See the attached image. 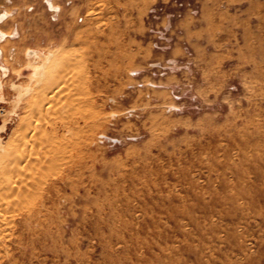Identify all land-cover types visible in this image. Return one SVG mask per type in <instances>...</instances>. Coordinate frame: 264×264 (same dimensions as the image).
Masks as SVG:
<instances>
[{"label":"rangeland","instance_id":"1","mask_svg":"<svg viewBox=\"0 0 264 264\" xmlns=\"http://www.w3.org/2000/svg\"><path fill=\"white\" fill-rule=\"evenodd\" d=\"M174 1L0 0V264H264V0Z\"/></svg>","mask_w":264,"mask_h":264},{"label":"built area","instance_id":"2","mask_svg":"<svg viewBox=\"0 0 264 264\" xmlns=\"http://www.w3.org/2000/svg\"><path fill=\"white\" fill-rule=\"evenodd\" d=\"M174 6L176 7V10L172 13H168L165 17L168 19V22L163 30L158 31L159 39L161 41H165V45H158V49L164 51L169 49L171 39L167 37V32L163 33L164 31H171L173 29V22L175 20H180L184 17L186 14V11L190 13L192 16H197L199 14V6L197 5V2L195 0H175ZM165 9L163 7H155L150 10V15L155 19L159 20L164 15ZM157 45V44H156Z\"/></svg>","mask_w":264,"mask_h":264},{"label":"bare ground","instance_id":"3","mask_svg":"<svg viewBox=\"0 0 264 264\" xmlns=\"http://www.w3.org/2000/svg\"><path fill=\"white\" fill-rule=\"evenodd\" d=\"M1 37H2V36H1ZM1 37H0V38H1ZM35 53H36V52H35ZM33 54H34V53H33ZM33 54H31V55H33ZM49 58H50L49 56H46V57H45V60L48 61ZM46 64H47V63L45 62L43 65L45 66ZM0 67H1V69H2L4 72L7 71V70L5 69V67H3L2 65H0ZM39 69H41L40 66H37V67L35 68L34 73H33L35 76H39V75H40V74H39L40 72H38ZM15 87H16V88L18 87V88L20 89L19 86H15ZM0 88H1V86H0Z\"/></svg>","mask_w":264,"mask_h":264},{"label":"crops","instance_id":"4","mask_svg":"<svg viewBox=\"0 0 264 264\" xmlns=\"http://www.w3.org/2000/svg\"><path fill=\"white\" fill-rule=\"evenodd\" d=\"M184 22H185V23H184ZM188 22H189V21H187V20H184V21H182V23H181V24H182V25H183V24H185V26H186V24H187Z\"/></svg>","mask_w":264,"mask_h":264}]
</instances>
